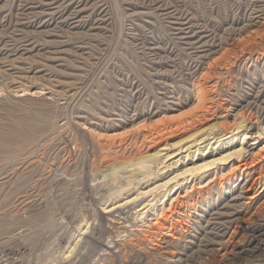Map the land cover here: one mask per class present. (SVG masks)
Wrapping results in <instances>:
<instances>
[{"label":"rangeland","instance_id":"obj_1","mask_svg":"<svg viewBox=\"0 0 264 264\" xmlns=\"http://www.w3.org/2000/svg\"><path fill=\"white\" fill-rule=\"evenodd\" d=\"M0 264H264V0H0Z\"/></svg>","mask_w":264,"mask_h":264},{"label":"bare ground","instance_id":"obj_2","mask_svg":"<svg viewBox=\"0 0 264 264\" xmlns=\"http://www.w3.org/2000/svg\"><path fill=\"white\" fill-rule=\"evenodd\" d=\"M242 138L244 139V136H242ZM242 149V148H241ZM240 149H238V150H233V151H230L229 153L227 152V154H226V156L225 157H223L222 159L223 160H227L229 157H231V156H233V155H238V156H240L241 155V153H240ZM223 156V155H222ZM143 159V158H142ZM222 159H220V160H222ZM208 164H209V162H208ZM207 163H204V164H200L198 167L199 168H203L204 166H207L208 165ZM191 170V168L189 169V168H187V170L185 169L184 171H181V174L182 173H185V172H188V171H190ZM175 177H176V175H175ZM120 206V205H119ZM180 206V205H179ZM118 207V206H117ZM167 208H169V207H167ZM180 208V207H179ZM176 213H178V214H181L179 211H177ZM170 218H171V216H169ZM171 220H169V224H167L168 223V220L166 219H164L163 220V218H162V220H156V222L155 223H157L156 224V230L155 231H150V232H147V233H144V237L149 241L151 238H155L156 236H159L160 235V233L162 232L163 234H171V235H173L174 233H173V229H174V224L171 222ZM164 231V232H163ZM152 232V233H151ZM161 233V234H162ZM153 240V239H152ZM201 245V244H200ZM140 246V245H139ZM205 249H206V247L205 246H203V247H198L197 249H195L193 252H194V254L195 255H199L200 253H203L204 251H205ZM206 252V251H205Z\"/></svg>","mask_w":264,"mask_h":264}]
</instances>
